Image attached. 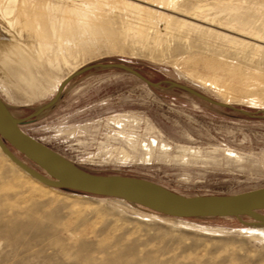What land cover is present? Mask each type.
I'll return each instance as SVG.
<instances>
[{"label": "rangeland", "instance_id": "rangeland-1", "mask_svg": "<svg viewBox=\"0 0 264 264\" xmlns=\"http://www.w3.org/2000/svg\"><path fill=\"white\" fill-rule=\"evenodd\" d=\"M32 1L56 18L63 8L89 12L93 26L78 32L82 45L67 64L45 58L31 87L0 78V100L26 134L89 173L146 180L184 197L264 188V44L256 51L230 42L257 43L240 30L264 32V0L183 3L206 6L207 18L224 26L144 0ZM125 1L200 28L167 34L159 22L164 44L145 48L116 36L139 16L123 10ZM126 203L44 185L0 151V264H264V228L248 216L176 217Z\"/></svg>", "mask_w": 264, "mask_h": 264}, {"label": "bare ground", "instance_id": "bare-ground-1", "mask_svg": "<svg viewBox=\"0 0 264 264\" xmlns=\"http://www.w3.org/2000/svg\"><path fill=\"white\" fill-rule=\"evenodd\" d=\"M106 1L107 0L103 2ZM185 1L187 0H144V2L166 10L171 14H179L184 17L199 20L201 22L206 23L208 21H211L213 23L218 22L220 25L224 26V22L221 23V21H219V19H217L216 17H213L211 19L207 18V9L204 8L206 6H199L194 10L184 9L183 3ZM125 2H122L123 10L125 12H135L139 14V16H136L137 22H132L131 19L126 18L127 20L125 19L126 21L124 22V24L122 23V29L119 28V32H116V36L125 40L130 38L131 41H133L134 43H139L145 48L149 46L150 40H153V44L155 45H162L163 32L158 27L159 22H164L166 24V29L168 30L167 34L172 33L174 31L178 33H183L185 31H191L193 29L200 28L199 26L195 25L194 23L188 22L187 20H177L174 19V16L172 15L152 9H145ZM219 8H225L227 10L231 7L228 8L227 5L221 3L219 4ZM89 10L96 11V8H90ZM61 12L62 16L56 18L55 16H53V12L51 11V8L48 7V5H39L32 0H7L6 2L0 3V78L4 76L5 79H9V83L11 78L17 84L24 83V85L31 87L33 79L35 78L38 80L37 69L43 68L45 58H50L57 55L60 59H62V62H64L63 64L68 63V55H71L72 47L79 42V44L82 45V42L79 39L80 37L78 32L87 33V29H92L91 27L93 25L88 22V18L90 17L89 12H84L79 9L64 10V8ZM74 13L76 14V16L74 15ZM135 13H133L134 16ZM83 14L85 17L83 16ZM93 18H95V16ZM99 22H101L100 19ZM100 27L102 28V26ZM99 31L100 30H98V32ZM150 31H153L154 33H151H153L154 35H151ZM240 31L244 34H247L248 39H251L253 40V42L255 41L257 43H253L250 45L249 43H246L244 41L230 39L231 43L235 44L237 47H244V49H246L245 47L252 46L256 51H260L263 48L258 44H264L263 31L257 30L256 28H252L250 26H241ZM52 44L55 46V48L50 50L48 47ZM34 83L35 82H33V84ZM212 83L217 85L216 82ZM0 149V151L4 153V156H6L9 161H11L29 176L34 177L38 182L47 186H57L56 181H53L47 177L35 173L32 169H30L28 166H26L20 161V163L16 162V157L5 146L1 139ZM120 198L123 203L129 202L142 207H146L153 211L163 213L168 216H175L173 214L162 212L153 206L145 204L131 197ZM255 228L256 230L262 232L264 228V221H261V223H255L254 229Z\"/></svg>", "mask_w": 264, "mask_h": 264}, {"label": "water", "instance_id": "water-1", "mask_svg": "<svg viewBox=\"0 0 264 264\" xmlns=\"http://www.w3.org/2000/svg\"><path fill=\"white\" fill-rule=\"evenodd\" d=\"M1 137L41 167L49 179L56 181L57 186L94 195L131 197L180 217L248 216L255 221H264V215L256 213L264 210V188L234 196L184 197L146 180L92 174L26 134L0 100V139ZM15 160L20 163L18 158Z\"/></svg>", "mask_w": 264, "mask_h": 264}]
</instances>
